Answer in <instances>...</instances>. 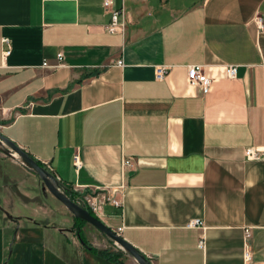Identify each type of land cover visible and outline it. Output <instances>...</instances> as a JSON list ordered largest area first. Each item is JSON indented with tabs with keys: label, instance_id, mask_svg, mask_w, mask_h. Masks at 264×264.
Listing matches in <instances>:
<instances>
[{
	"label": "crops",
	"instance_id": "1",
	"mask_svg": "<svg viewBox=\"0 0 264 264\" xmlns=\"http://www.w3.org/2000/svg\"><path fill=\"white\" fill-rule=\"evenodd\" d=\"M102 1L0 0V131L72 190H121L102 218L150 264H244L245 228L264 264V158L245 155L264 148V0H113L130 20L114 32ZM194 64L207 86L187 82ZM72 224L42 227L88 254Z\"/></svg>",
	"mask_w": 264,
	"mask_h": 264
},
{
	"label": "rangeland",
	"instance_id": "2",
	"mask_svg": "<svg viewBox=\"0 0 264 264\" xmlns=\"http://www.w3.org/2000/svg\"><path fill=\"white\" fill-rule=\"evenodd\" d=\"M7 152L14 153L5 143L0 142V229L2 230L4 226L5 233L11 235L17 225V222L15 224L6 221L4 210L13 220L18 219V215L22 216L23 223L20 224L21 237L10 244H8L9 241H3L0 235V264H99V262H105L99 261L89 253L83 255L84 250H79L72 240L73 236L69 233L61 232L59 229L48 231L43 229L42 225L48 223L70 229L74 215L46 190L32 169L9 156ZM66 195L68 196L67 193ZM4 199L6 203H3ZM75 202L86 210L89 207V203L82 198L75 199ZM37 213L41 215L36 216ZM101 220L114 229L104 216ZM36 223H40L41 226H36ZM86 224L88 223L83 225ZM90 228L94 234L88 231L85 235L97 249L111 252L112 255L119 253L118 259L122 264H138L120 245L94 226ZM34 244L38 247L32 249L31 245ZM23 252L25 255L19 260Z\"/></svg>",
	"mask_w": 264,
	"mask_h": 264
},
{
	"label": "built area",
	"instance_id": "3",
	"mask_svg": "<svg viewBox=\"0 0 264 264\" xmlns=\"http://www.w3.org/2000/svg\"><path fill=\"white\" fill-rule=\"evenodd\" d=\"M103 8L106 12L110 14L111 25L109 28L110 32H114L117 30L116 26H119V30L123 31L125 24L130 22L129 18L126 15V11L124 8L114 9L113 8V0H103L102 1ZM121 18V20H119ZM255 22L259 28H262V18L260 15H256ZM2 50L1 55L3 58L7 57L10 53L11 42L9 38L2 37L1 40ZM62 56L61 53L58 54L60 58ZM44 66L46 62L42 63ZM167 72V68L165 66H158L155 68V78L157 80H163L165 78ZM237 74L236 65L229 64L226 66V75L229 78H235ZM187 82L191 85L200 84L207 86L210 83V79L204 73V66L201 64L190 65L187 68ZM245 155L248 159H262L264 158V148H254L250 147L245 150ZM73 163L76 169L81 166V159L78 153L73 156ZM125 165H130V158L124 159ZM45 168L52 172V168L49 164L45 163ZM90 191H85V188H76L74 191L79 194L76 195V200L78 198H82L89 203V208L99 217L102 218L103 208L106 204L113 206L115 208H120L122 206V191L117 188H102V187H90ZM75 201V200H74ZM188 227L191 228H199L204 229V224L199 219L190 220L187 224ZM121 227H118L116 230L117 234H121ZM249 238H250V230L249 228L244 229V248H243V257L244 264H249L251 261V251L249 246ZM199 247H204V237L203 233L200 235V239L198 242Z\"/></svg>",
	"mask_w": 264,
	"mask_h": 264
},
{
	"label": "water",
	"instance_id": "4",
	"mask_svg": "<svg viewBox=\"0 0 264 264\" xmlns=\"http://www.w3.org/2000/svg\"><path fill=\"white\" fill-rule=\"evenodd\" d=\"M0 142L5 143L8 146L9 150L20 156L25 161V165L32 169L38 175L46 190L51 193V195L54 196L58 201L64 204V206L68 210H70L74 216L83 219L84 221L104 233L109 239L126 250L137 261L138 264H150L147 258L132 244L126 241L121 235L117 234L102 220L92 215L88 210H86L78 203L73 201L69 196H67L65 192L68 190V187L62 181H60L55 174L46 170L29 153L20 148L13 140L8 138L1 131ZM7 154L12 156L10 152H7ZM4 213L6 214V216L11 218L6 210H4Z\"/></svg>",
	"mask_w": 264,
	"mask_h": 264
},
{
	"label": "trees",
	"instance_id": "5",
	"mask_svg": "<svg viewBox=\"0 0 264 264\" xmlns=\"http://www.w3.org/2000/svg\"><path fill=\"white\" fill-rule=\"evenodd\" d=\"M41 166L45 167L40 161L36 160ZM66 193L68 194V196L72 199L75 200L76 199V195H78L79 193L75 192L74 190L70 189L68 187V190L66 191ZM87 210L94 215V213L90 210V208H87ZM86 223V221H84L83 219L73 216V224L72 227L75 229L76 235L78 237V240L80 241V243H82V246L84 247V249L86 251H88L89 253H91L92 255H95L96 257H99L105 261H108L112 264H122V262L118 259L120 254L117 253L116 255H112L111 252L105 251V250H99L97 249L95 246H93L85 237L83 231H82V227L83 224Z\"/></svg>",
	"mask_w": 264,
	"mask_h": 264
},
{
	"label": "bare ground",
	"instance_id": "6",
	"mask_svg": "<svg viewBox=\"0 0 264 264\" xmlns=\"http://www.w3.org/2000/svg\"><path fill=\"white\" fill-rule=\"evenodd\" d=\"M10 50H11V48H10ZM12 154V153H11ZM10 156V155H9ZM12 157L13 158H16L17 160H19L21 163H25V161L20 157V156H17V154L16 153H13L12 154ZM26 164V163H25ZM45 168V167H44ZM46 169V168H45ZM47 170V169H46ZM52 173V172H51ZM74 201V200H73ZM106 205H108V204H106ZM105 205V206H106ZM104 206V207H105ZM110 206V205H109ZM111 207H113V206H111ZM89 208V207H88ZM115 208V207H114ZM90 210H91V208H90ZM92 211V210H91ZM93 212V211H92ZM94 213V212H93ZM93 215V214H92ZM94 216H96L97 217V215L94 213ZM98 218V217H97ZM100 219V218H99ZM101 220V219H100ZM97 229V228H96ZM113 229V228H112ZM115 232H116V230L117 229H113ZM101 232V231H100ZM120 235V234H119ZM148 260V259H147Z\"/></svg>",
	"mask_w": 264,
	"mask_h": 264
}]
</instances>
